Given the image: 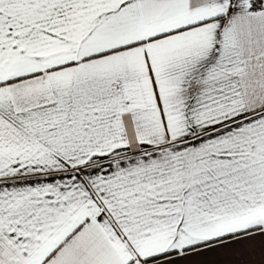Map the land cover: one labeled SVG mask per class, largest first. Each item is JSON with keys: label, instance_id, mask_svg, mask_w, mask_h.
<instances>
[{"label": "snow or ice", "instance_id": "obj_1", "mask_svg": "<svg viewBox=\"0 0 264 264\" xmlns=\"http://www.w3.org/2000/svg\"><path fill=\"white\" fill-rule=\"evenodd\" d=\"M0 264H264V0H0Z\"/></svg>", "mask_w": 264, "mask_h": 264}]
</instances>
